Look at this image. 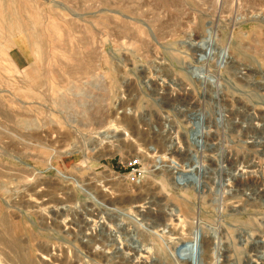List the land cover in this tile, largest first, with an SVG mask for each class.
Instances as JSON below:
<instances>
[{
    "label": "rangeland",
    "instance_id": "374dc122",
    "mask_svg": "<svg viewBox=\"0 0 264 264\" xmlns=\"http://www.w3.org/2000/svg\"><path fill=\"white\" fill-rule=\"evenodd\" d=\"M197 228L194 264H264V0H0V264H183Z\"/></svg>",
    "mask_w": 264,
    "mask_h": 264
},
{
    "label": "bare ground",
    "instance_id": "6f19581e",
    "mask_svg": "<svg viewBox=\"0 0 264 264\" xmlns=\"http://www.w3.org/2000/svg\"><path fill=\"white\" fill-rule=\"evenodd\" d=\"M210 30V29H209ZM212 34V33H211ZM211 37V35H210ZM206 39V38H205ZM205 41V40H204ZM209 43V42H208ZM222 52V51H221ZM223 53H227L226 51H224ZM222 53V55H223ZM227 55V54H226ZM220 57V56H219ZM223 59V58H222ZM200 69V68H199ZM202 69V68H201ZM200 69V70H201ZM203 74L207 73L204 71V69L202 70ZM208 75H209V72H208ZM210 76V75H209ZM204 78H207V77H204ZM214 78V77H213ZM178 153H183V149H180L178 150ZM196 158V155L194 156ZM165 162V161H164ZM162 160V158H158V161H157V166H156V169H160L161 168H165L168 170V172H170L174 177L175 179H177L178 177H181L183 174H186V172H191L192 175L195 174V172L199 171L201 169V164L200 162H195L196 165L195 166H192L190 167V169L188 171H184L182 169V167L177 164L176 162H172L169 163V164H165ZM194 162V161H193ZM188 168V167H187ZM164 171V170H163ZM201 171V170H200ZM196 177V174L195 176ZM181 179V178H180ZM199 180V178H198ZM198 183V182H197ZM170 227V226H169ZM93 229V228H92ZM164 232H166V229L168 228H164ZM167 233V232H166ZM191 240L187 241V242H184L182 239H178V242L176 244H174V252H175V262H178V263H183V264H194L196 262V259L194 257V254L196 253V250L198 248H200V244H201V241H202V232H201V229L200 228H197L193 234L191 235ZM123 245V244H122ZM186 247V248H185ZM180 248H183V251L181 252V256H183L185 259H180L177 255H176V251ZM124 249L123 246H121V250ZM174 255V254H173ZM208 256V255H207ZM44 257V256H43ZM205 258V252L203 254V256L201 257V261H200V264H204V259Z\"/></svg>",
    "mask_w": 264,
    "mask_h": 264
},
{
    "label": "water",
    "instance_id": "95a60500",
    "mask_svg": "<svg viewBox=\"0 0 264 264\" xmlns=\"http://www.w3.org/2000/svg\"><path fill=\"white\" fill-rule=\"evenodd\" d=\"M186 174L182 175V178L184 179L186 177V179H188L187 176H185ZM186 248V247H185ZM183 251V248H180L176 251V255L180 258V259H185L183 256H181V252Z\"/></svg>",
    "mask_w": 264,
    "mask_h": 264
}]
</instances>
